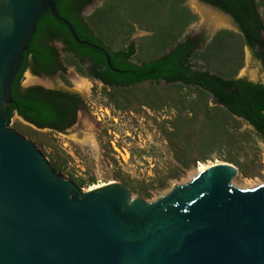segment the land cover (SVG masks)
I'll list each match as a JSON object with an SVG mask.
<instances>
[{"label":"trees","instance_id":"16d2710c","mask_svg":"<svg viewBox=\"0 0 264 264\" xmlns=\"http://www.w3.org/2000/svg\"><path fill=\"white\" fill-rule=\"evenodd\" d=\"M55 1L60 15L82 41L106 51L80 45L67 26L47 12L24 52L23 67L12 84L10 126L36 142L56 172L67 178L71 158L41 131L64 134L76 123L81 107L69 102L68 94L42 86L23 88L22 83L28 70L35 76L64 78L66 63L76 66L82 76L101 82L117 111L147 107L154 112L167 108L176 112L173 120L160 124L172 162L158 168L152 184L116 175L134 196L148 201L155 191L172 188L216 155L236 166L244 177L260 172L261 166L249 153L255 151L257 140L264 142V83L239 75L245 68L247 47L264 67V18L259 12L264 0H202L233 15L241 30H220L205 48L200 46L205 38H185L189 28L200 21L188 0ZM99 1L102 5L85 16L86 9ZM138 31L147 35L136 43L133 39ZM57 42L65 46L66 63ZM16 115L27 124L12 125ZM237 117L250 122L257 132H240L244 123ZM70 180L80 189L96 185L94 177L86 181L71 176Z\"/></svg>","mask_w":264,"mask_h":264},{"label":"water","instance_id":"95a60500","mask_svg":"<svg viewBox=\"0 0 264 264\" xmlns=\"http://www.w3.org/2000/svg\"><path fill=\"white\" fill-rule=\"evenodd\" d=\"M201 6L206 40L224 27L241 33L231 17ZM47 12L77 43L106 52L79 38L55 0H0V264H264V185L237 188L236 166H210L156 202L135 198L109 175L113 184L84 192L10 126L12 84ZM239 78L264 83V67L250 48ZM23 85L68 89L56 77L30 70ZM92 134L94 123L85 112L78 129L64 135L85 140Z\"/></svg>","mask_w":264,"mask_h":264},{"label":"rangeland","instance_id":"374dc122","mask_svg":"<svg viewBox=\"0 0 264 264\" xmlns=\"http://www.w3.org/2000/svg\"><path fill=\"white\" fill-rule=\"evenodd\" d=\"M101 5L102 1H99L88 7L85 11V16L90 15ZM189 5L192 6L202 18L201 21L192 26L187 33V36H194L203 32L205 27V14L201 11L203 10L202 6L197 0H189ZM260 12L264 18V8H261ZM222 29H230L237 32V30L228 27ZM217 31L213 32L208 37L201 48L206 47ZM137 39L138 36H135V40ZM56 47L60 51L63 61L66 63L67 52L65 46L57 42ZM66 65L67 73L65 77L63 78L60 75L56 76V81L62 86L79 92L86 98H90L89 103L95 108V112L98 113L96 118H99L100 121H93L94 134L85 140H77L64 134H51L48 130L41 131L42 134H49L50 138H54L56 140V145L70 156L71 159L65 173L67 178L65 179L70 180L71 176H74L77 179L89 181L94 177L96 185H102L108 183L106 176L109 175L113 180L117 181L116 175L121 174L124 176L129 175L143 184L151 185L156 177L158 168L163 164L167 165L172 162V155L169 152L168 143L164 138L160 124L173 120L176 112L170 111L168 108L161 112H154L147 107H138L136 110L130 111H117L107 100V96H105L104 93L105 86L101 82L82 76L76 66H70L67 63ZM247 67L248 47L246 48L245 68L240 72L239 77L244 74ZM68 82L70 84H68ZM18 121L23 122L20 118H16L12 121V125L15 126ZM99 129V137L96 138L95 134L98 133ZM248 130L252 129L247 127L245 123L239 128L240 132ZM257 143L256 152L254 150V152L251 151L249 156L256 160L257 164L261 166V170L251 177H244L239 174L233 181V184L237 188L251 190L264 185V142L257 140ZM45 151L48 154L51 153L48 147L45 148ZM118 151H120L124 157H122ZM218 163L224 162L219 155H216L215 160L202 165L210 167ZM200 166L201 165H199L196 170L189 173L183 181L175 183L172 188L162 192L155 191L154 198L148 200V202H156L158 199L171 192L176 185L190 183L201 172ZM93 186L87 185L81 190L86 192ZM134 197L139 198L137 196Z\"/></svg>","mask_w":264,"mask_h":264},{"label":"flooded vegetation","instance_id":"af4514ba","mask_svg":"<svg viewBox=\"0 0 264 264\" xmlns=\"http://www.w3.org/2000/svg\"><path fill=\"white\" fill-rule=\"evenodd\" d=\"M216 1H219V0H216ZM198 2L206 7H209L213 10H216L228 17H231L233 19V24L234 26H237L238 28H240L239 24L237 23V21L235 20L234 16L227 13L226 11H224L221 7L219 6H215V5H212L210 3H207V2H204L202 0H198ZM260 12V10H259ZM261 14V12H260ZM262 15V14H261ZM263 16V15H262ZM194 36H198V39L201 41L203 38H205V35L204 33H200V34H197V35H194ZM192 36V37H194ZM202 42H201V47H202ZM31 71V70H30ZM32 72V71H31ZM35 76V75H34ZM37 77H40V78H52L51 76H37ZM22 87H24L23 83H22ZM44 87V86H42ZM46 88V87H44ZM48 90H55V91H59V92H62L64 94H68L69 96H67V100L69 102H71L74 106L78 105L81 107V111L78 112V115H77V120H76V123L71 127L69 128L68 130L65 131L64 134L66 133H69L71 130L73 131H76L78 129V125L80 123V118H81V115L83 113H88L90 115V119L91 121H100L99 118H96L98 116V113L95 112V108L92 107V105L89 103L90 101V98H86L84 95L80 94L79 92H76L74 90H71V89H58V88H54V89H49V88H46ZM99 133H100V129L98 131V133L95 134V137L98 138L99 137ZM83 137V136H81ZM99 140V139H98Z\"/></svg>","mask_w":264,"mask_h":264},{"label":"crops","instance_id":"0c3cea01","mask_svg":"<svg viewBox=\"0 0 264 264\" xmlns=\"http://www.w3.org/2000/svg\"><path fill=\"white\" fill-rule=\"evenodd\" d=\"M197 1H198V0H197ZM187 4L189 5V0H188V3H187ZM189 7H190V8H191L196 14L199 15V17H200V21H201V19H202V18H201V15H200L198 12H196V11L192 8V6L189 5ZM200 21H199V22H200ZM199 22H197V23H199ZM197 23H195L194 25H196ZM194 25H192V26H194ZM192 26H191V27H192ZM191 27H190V28H191ZM190 28H189V30H190ZM189 30L187 31V33L189 32ZM222 30H230V29H222ZM218 31H220V30H218ZM218 31H217V32H218ZM231 31H234V30H231ZM217 32H216V33H217ZM234 32H236V31H234ZM187 33H186V35H185V38L188 37V36H187ZM216 33H215V34H216ZM237 33H239V32L237 31ZM215 34H214V35H215ZM145 35H147V33L142 32V31H138V33L135 35V36H138V39L135 40V37H134L133 41H135L136 43H138L139 39L142 38V37L145 36ZM214 35H213V37H214ZM213 37L211 38V40L213 39ZM211 40H210V41H211ZM210 41H209V42H210ZM209 42H208V43H209Z\"/></svg>","mask_w":264,"mask_h":264},{"label":"bare ground","instance_id":"6f19581e","mask_svg":"<svg viewBox=\"0 0 264 264\" xmlns=\"http://www.w3.org/2000/svg\"><path fill=\"white\" fill-rule=\"evenodd\" d=\"M202 12H204L203 10H201ZM201 166H200V171L202 172V171H204V170H206L208 167L207 166H205V165H202V164H200ZM108 184H113L112 182H110V183H105V184H102V185H95V186H93V187H91L89 190H87V191H93V190H95V189H98V188H101V187H104V186H106V185H108Z\"/></svg>","mask_w":264,"mask_h":264},{"label":"built area","instance_id":"2783aa9c","mask_svg":"<svg viewBox=\"0 0 264 264\" xmlns=\"http://www.w3.org/2000/svg\"><path fill=\"white\" fill-rule=\"evenodd\" d=\"M119 152V154L122 156V157H124V155L120 152V151H118ZM126 154H128V153H126Z\"/></svg>","mask_w":264,"mask_h":264}]
</instances>
